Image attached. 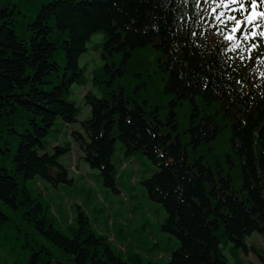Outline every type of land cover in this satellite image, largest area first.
Returning <instances> with one entry per match:
<instances>
[{
  "label": "trees",
  "instance_id": "obj_1",
  "mask_svg": "<svg viewBox=\"0 0 264 264\" xmlns=\"http://www.w3.org/2000/svg\"><path fill=\"white\" fill-rule=\"evenodd\" d=\"M22 14L12 0H0V202L20 210L65 254L67 262L57 264H131L91 229L81 211L71 233L58 228L26 185L35 177L55 186L72 184L60 162L69 148L49 152L44 139L59 119L77 122L79 110L68 95L73 84L85 81L80 59L99 32L109 63L93 76L104 95L86 96L91 117L81 122L85 136L78 131L73 136L87 163L115 191L118 139L127 155L142 152L158 168L142 184L167 212L162 231L180 241L167 264H229L221 249L224 238L248 252L246 236H264V92L247 89V68L232 64L219 44L207 43L196 0H37L28 20ZM22 20L25 31L19 29ZM151 45L162 54L157 76L145 58ZM60 51L64 67L56 57ZM111 69L114 79L97 77ZM166 95L172 97L169 113ZM199 96L209 107L204 113ZM187 101L194 112L181 116L177 110ZM225 139L231 140V153L220 148L201 155L204 145ZM10 157L12 170L2 163ZM43 259L36 250L29 261Z\"/></svg>",
  "mask_w": 264,
  "mask_h": 264
},
{
  "label": "rangeland",
  "instance_id": "obj_2",
  "mask_svg": "<svg viewBox=\"0 0 264 264\" xmlns=\"http://www.w3.org/2000/svg\"><path fill=\"white\" fill-rule=\"evenodd\" d=\"M12 3L16 4L17 8H22L24 17L20 18L25 20H28L37 9V0L28 3L23 0H12ZM19 29L26 30L23 20ZM53 36L59 41L55 32ZM104 40L103 32L92 36L88 43L89 50L80 59L85 81L82 84H73L68 95V100L75 102L79 110L78 122L69 126L59 119L45 137L48 148H52L56 143L70 146L71 152L63 156L61 162L69 168L70 175L74 178L73 184L54 186L36 177L29 180L27 186L31 194L48 207L46 209L48 216L54 219L55 225L64 232L69 234L71 227L79 226L81 210L87 216L91 229L96 234L105 236L114 252L128 259L131 264H139V258L142 261L141 264H149V262L167 264L171 252L179 247L180 241L174 235L162 231L167 212L161 204L150 200L142 184V181L150 177L158 168L142 153H135L132 157L125 156L126 149L118 139L113 161L120 175L118 191H115L104 185L99 170L90 168L84 162L82 156L85 150L70 134L72 129L82 131L80 122L91 117L90 105L85 100L86 96L89 93H94L99 97L104 95L101 85L95 82L93 76V70L97 68H104L106 71L107 61L102 57L103 48L101 46ZM56 57L63 67L66 66L64 51H60ZM148 59L152 62V72H154V53L151 50ZM120 61L121 57H118L117 62ZM112 70L106 73L104 79H114L111 75ZM99 75L97 74V77L102 78ZM63 76L64 74L61 79ZM160 83L162 84L163 81ZM103 84L108 86L107 82ZM171 100V96H165L167 113L171 109ZM189 104H191L193 113L194 104L192 102ZM198 105L203 112L209 110V107H204L200 101ZM179 113L185 114V108L181 107ZM14 142L15 152L17 141L14 140ZM5 159L2 163L7 164L11 170L14 169L11 157ZM0 211L5 214V218L0 219V264H32L29 259L36 250L41 259L44 258L42 263L37 264H43V262L44 264H57L56 260L66 257L52 243L42 238L33 227V222L20 210H11L0 202ZM246 244L249 247L248 253L243 247L235 248L232 241L225 239L221 246L222 253L230 264H264V261L260 259V256L264 257V236L254 232L246 237ZM64 260L67 262V258Z\"/></svg>",
  "mask_w": 264,
  "mask_h": 264
},
{
  "label": "snow or ice",
  "instance_id": "obj_3",
  "mask_svg": "<svg viewBox=\"0 0 264 264\" xmlns=\"http://www.w3.org/2000/svg\"><path fill=\"white\" fill-rule=\"evenodd\" d=\"M187 2V0H183ZM249 0H204V3L209 5L206 9V13L210 15L215 21L222 24H228L231 22V29L226 39L231 43L228 50L237 51L242 50L243 53H247V57L242 54L241 60L245 58L251 59V51L258 47L257 44L252 43L250 47L245 46V41L254 39L256 37L264 38V31H257L261 27V23H264V10H259L260 4H264V0H250V10L248 8ZM197 7H201V0H196ZM236 13H240L238 17ZM226 18V19H225ZM261 23H256V21ZM245 25H251L252 30H244L242 39H239L235 34L241 32ZM192 35H196L193 33Z\"/></svg>",
  "mask_w": 264,
  "mask_h": 264
}]
</instances>
